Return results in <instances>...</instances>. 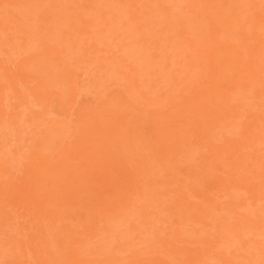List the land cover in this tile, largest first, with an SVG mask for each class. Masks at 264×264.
Segmentation results:
<instances>
[{
  "label": "rangeland",
  "instance_id": "obj_1",
  "mask_svg": "<svg viewBox=\"0 0 264 264\" xmlns=\"http://www.w3.org/2000/svg\"><path fill=\"white\" fill-rule=\"evenodd\" d=\"M0 264H264V0H0Z\"/></svg>",
  "mask_w": 264,
  "mask_h": 264
}]
</instances>
